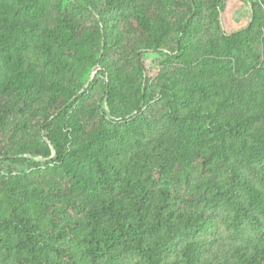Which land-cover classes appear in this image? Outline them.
<instances>
[{
    "label": "trees",
    "instance_id": "trees-1",
    "mask_svg": "<svg viewBox=\"0 0 264 264\" xmlns=\"http://www.w3.org/2000/svg\"><path fill=\"white\" fill-rule=\"evenodd\" d=\"M226 1L0 0V264H264V0Z\"/></svg>",
    "mask_w": 264,
    "mask_h": 264
},
{
    "label": "rangeland",
    "instance_id": "rangeland-1",
    "mask_svg": "<svg viewBox=\"0 0 264 264\" xmlns=\"http://www.w3.org/2000/svg\"><path fill=\"white\" fill-rule=\"evenodd\" d=\"M258 2V0H227V11L226 14L220 17V27L223 35H230L233 32H237L240 30H245L252 20V4ZM202 22L204 21V17H202ZM160 62V61H159ZM156 62L152 64L154 67L151 68V62H147L149 71L151 75H155L156 71L161 67L160 63ZM98 67L97 73L94 74V70ZM102 70L100 64L98 63L95 67L91 68L84 74L83 81H85L84 89L85 91L89 88L90 83L97 76V74ZM89 83V85H88ZM87 85V86H86ZM146 109H144L145 111ZM153 135V134H150ZM43 137L45 134L43 132ZM47 140V139H46ZM25 158V157H22ZM1 160H6L5 158H1ZM52 158L47 161L40 160L39 165H35L32 162L25 165L13 166L12 169L15 174H21L22 176L27 177L30 183H58L60 181V176L57 175L52 169ZM33 161H37L34 159ZM8 164H3V168L1 173L6 174V169ZM220 231H224L222 228Z\"/></svg>",
    "mask_w": 264,
    "mask_h": 264
},
{
    "label": "water",
    "instance_id": "water-1",
    "mask_svg": "<svg viewBox=\"0 0 264 264\" xmlns=\"http://www.w3.org/2000/svg\"><path fill=\"white\" fill-rule=\"evenodd\" d=\"M97 70H98V67L94 70V74L97 73ZM91 80H93V77L91 78ZM88 85H89V83H88ZM86 86H87V85H86ZM85 89H86V87H85ZM85 89H83L81 93H83V92L85 91ZM51 149H52V151H53V156H52L51 158L54 159L55 156H56L55 149H54L53 146H51ZM51 158H50V159H51ZM39 160L46 161V159H43V158H41V159H39Z\"/></svg>",
    "mask_w": 264,
    "mask_h": 264
}]
</instances>
